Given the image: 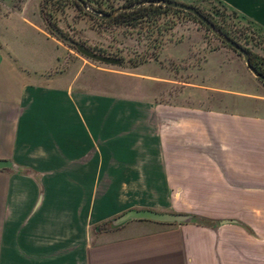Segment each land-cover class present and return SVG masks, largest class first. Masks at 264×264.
<instances>
[{"label": "crops", "instance_id": "1", "mask_svg": "<svg viewBox=\"0 0 264 264\" xmlns=\"http://www.w3.org/2000/svg\"><path fill=\"white\" fill-rule=\"evenodd\" d=\"M215 1L264 30V0ZM68 56L0 0V264H264V95L107 93ZM130 210L213 225H109Z\"/></svg>", "mask_w": 264, "mask_h": 264}, {"label": "rangeland", "instance_id": "2", "mask_svg": "<svg viewBox=\"0 0 264 264\" xmlns=\"http://www.w3.org/2000/svg\"><path fill=\"white\" fill-rule=\"evenodd\" d=\"M19 1L26 2L51 36L58 34L95 54L119 60L118 65L93 61L80 55L73 45L58 40L75 70L84 65L81 78L88 75L91 86H100L107 93L175 104L201 103L204 107L211 102L221 109L223 96L213 89L264 95V85L252 76L243 59L185 13L159 9L129 26L104 23L85 14L72 0ZM111 2L112 10L122 6V1ZM192 6L223 26L241 47L264 60V36L253 25L214 0ZM86 10L90 11L88 7ZM106 188L113 196L114 187Z\"/></svg>", "mask_w": 264, "mask_h": 264}, {"label": "water", "instance_id": "3", "mask_svg": "<svg viewBox=\"0 0 264 264\" xmlns=\"http://www.w3.org/2000/svg\"><path fill=\"white\" fill-rule=\"evenodd\" d=\"M79 5L85 8V3L83 0H75ZM144 4H160L162 6L180 10L183 12H186L190 15H192L196 20H198L206 29H208L219 41H221L224 45L229 47L232 51H234L236 54H238L244 61L245 66L247 67L248 71L252 74V76L259 81L264 82V76L257 73L250 65L249 60V54L243 47H241L238 43L231 40L227 36H225L223 33H221L219 30H217L214 25L208 21L203 15H201L195 8H193L190 5L181 4L172 0H145L140 3H138V6H142ZM131 7H119L115 9L112 13L107 15H98V18L101 20H110L114 18L116 15H118L122 11L130 10ZM57 38L63 41L64 43L71 44L75 47L76 51L82 55L83 57L97 61L104 64L109 65H118L119 60L101 56L98 54L93 53L86 47H84L81 44L73 43L71 41L65 40L62 36L57 34ZM2 169H13V166L8 161H0V170ZM131 220H147L157 223H165V224H186V223H192V217L184 214H178V213H164V212H156L152 210H130L119 217L112 220L109 225L112 227L120 226L128 221Z\"/></svg>", "mask_w": 264, "mask_h": 264}, {"label": "trees", "instance_id": "4", "mask_svg": "<svg viewBox=\"0 0 264 264\" xmlns=\"http://www.w3.org/2000/svg\"><path fill=\"white\" fill-rule=\"evenodd\" d=\"M72 1H73V3L75 5H77V6H79V7H81L83 9V7L81 5H79L75 0H72ZM111 1H115V0H98V1L97 0H83V2L85 3V8L88 7L90 9V11H87L85 9H83V10L85 11V14L90 15V16H96L98 18V15H102V16L103 15H107V14L112 13L115 10V9L112 10L113 7H112V2ZM119 1H122V6L121 7H131V9L120 12L118 15H116L114 18H112L110 20H101L100 18H98V19L101 20L104 23H114V24L115 23H120V24L129 25V26H134L138 22V20H141V19L145 18L148 15V13L156 14L159 9H163V10H173V11H176V12L185 13L188 16H190L193 20H195L196 22L201 24L192 15H190V14H188L186 12H183V11H180V10H176V9H171V8L162 6L160 4H144L142 6H138V3L142 2V1H145V0H119ZM215 2L220 4L223 8H225L220 2H218V1H215ZM104 3H105L106 7H103ZM192 7L195 8L208 21H210L217 30H219L221 33H223L225 36H227L231 40H233L236 43H238L236 41V38L230 36L228 34V32L226 31V29H224L223 26H221L216 21H214L212 19V17H210L209 15L205 14L201 9H199L197 7H194V6H192ZM107 8H108V11H109L108 13L106 12ZM225 9H227V8H225ZM232 13L237 15L233 11H232ZM240 18L245 20L246 22L250 23L251 25H253L264 36V30H262L261 28H259L256 25H254L250 21L246 20L245 18H243V17H240ZM53 37H55L57 40H60L56 36H53ZM245 51H247V53L249 54V60H250L251 67L257 73H259L260 75L264 76V60L262 58L258 57L257 55L249 52L247 49H245ZM260 82L264 85V82H262V81H260ZM192 219H193L192 220V224H195V225H198V226H210V225H213V223L208 221V220L199 219V218H196V217H192ZM98 228H100V225L98 226Z\"/></svg>", "mask_w": 264, "mask_h": 264}]
</instances>
